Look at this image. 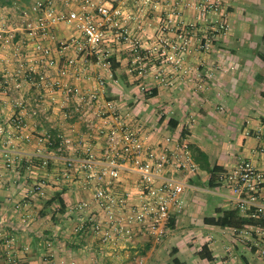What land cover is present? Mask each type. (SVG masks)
<instances>
[{"label": "crops", "instance_id": "crops-1", "mask_svg": "<svg viewBox=\"0 0 264 264\" xmlns=\"http://www.w3.org/2000/svg\"><path fill=\"white\" fill-rule=\"evenodd\" d=\"M34 1L0 3V31L8 37L0 39V234L31 242L49 237L48 247L40 252L32 247L21 264H264L256 248L233 232L257 221L224 197L217 201L210 196L217 195L212 192L217 172L242 160L264 164V0H119L111 20L100 21L110 65L84 64L82 56L60 52L62 45L81 41L82 34L73 24L59 23L46 44L60 64L75 57L87 67L66 77L57 67L28 58L31 36L22 28L21 11ZM216 1L218 5L212 4ZM207 3L212 6L208 10ZM55 8L81 11L83 4L57 2ZM202 32L213 35L204 40ZM121 34H129L139 53L131 51V42ZM22 42L27 51L17 57L14 46ZM206 42L211 49L201 51ZM21 61L43 72L46 82L100 90L106 99L118 101L123 117L133 125L143 123L154 133L171 134L189 145L199 170L183 177V210L174 215L167 234L157 240L136 231L130 242L113 246H103L91 235L92 216L77 206L94 202L92 190L81 188L78 174L66 179L62 161L84 156L81 142L91 131L80 120L73 99L60 86L41 82L39 75L36 84L28 82ZM37 102L46 115L33 118L29 108ZM19 103L29 123V141L16 138L13 118L21 110ZM44 131L52 137L53 148L37 144ZM65 139L71 142L58 153ZM93 145L99 155L103 141L95 139ZM39 150L56 157L46 170L34 158ZM137 181V174L124 172L117 190L136 197ZM39 183L45 185L44 197L35 191ZM45 253L48 261L41 258Z\"/></svg>", "mask_w": 264, "mask_h": 264}, {"label": "built area", "instance_id": "built-area-1", "mask_svg": "<svg viewBox=\"0 0 264 264\" xmlns=\"http://www.w3.org/2000/svg\"><path fill=\"white\" fill-rule=\"evenodd\" d=\"M83 4L81 11H57L55 4ZM119 0H35L30 6L22 8L24 19L22 28L31 36L32 44L28 58L41 60L48 67H57L61 77L75 76L86 69L78 63L77 58L68 57L60 64L53 49L46 44L53 37L57 24H73L82 34L81 41H71L62 45V53L72 51L76 56L84 58V64L96 61L110 65V51L103 48L106 37L102 30L101 20H111L115 3ZM212 7V6H211ZM117 14L118 11H115ZM0 31V39L8 41ZM14 37V35H11ZM131 42V51L139 53V46L130 40L129 34H121ZM25 42L14 46V54L20 57L26 50ZM210 43L201 44L200 48L209 49ZM23 74L28 82L36 84L35 75L50 88L60 86L61 91L73 99L75 111L80 120L90 129L91 134L83 139L84 156L80 159L65 157L64 177L70 178L78 174V182L82 189L92 190L94 202L83 201L77 206L80 212H89L92 216L90 228L93 235L103 246H113L130 242L136 231L150 234L157 240L167 234L174 215L183 210V195L186 183L183 177L197 174L199 168L192 157L188 144L175 140L171 134L158 130L155 133L144 124L133 125L127 121L117 100L106 99L100 90L85 91L76 85L61 86L59 82H46L45 74L35 68H26L21 61ZM144 67H139L143 73ZM100 86L104 80H98ZM18 89L23 83L18 81ZM21 105V106H20ZM20 112L14 116L16 138L30 139L29 123L19 103ZM45 113L37 102L29 108V114L37 118ZM46 115V113H45ZM2 130L0 129V132ZM94 132V133H92ZM162 135V136H160ZM160 136V137H159ZM102 140L103 148L98 155L94 150L93 140ZM65 139L56 150L63 153ZM37 144L41 147L53 148L55 143L49 132L44 131L37 136ZM264 153V150H263ZM38 167L49 168L56 158L52 153L37 152L34 156ZM137 174V196L129 192L120 193L116 185L121 182L122 174ZM44 183L36 185L35 191L44 197ZM264 164L258 167L248 160L239 161L234 167L219 171L214 177L212 192L229 200L242 215L255 219L257 223L235 227L233 232L256 248L264 260ZM2 236L3 251L6 261L2 264H21L19 253L27 252L29 246L18 240L16 235Z\"/></svg>", "mask_w": 264, "mask_h": 264}, {"label": "rangeland", "instance_id": "rangeland-1", "mask_svg": "<svg viewBox=\"0 0 264 264\" xmlns=\"http://www.w3.org/2000/svg\"><path fill=\"white\" fill-rule=\"evenodd\" d=\"M0 3H4V1L3 2H0ZM212 4H217V1L216 2H214V3H212ZM218 5V4H217ZM204 6H205V8H206V10H208V8L211 6V3H207V4H204ZM204 15H206V16H204ZM202 17H203V19L206 21V23L207 22H210L211 21V19L210 18H208V14H204ZM8 17H12V15H8ZM212 17H214V15H212ZM222 18V17H221ZM3 18L1 17L0 18V21H3L2 20ZM6 19V18H5ZM4 19V20H5ZM15 19H13L12 20V22H15L14 21ZM224 26H226V25H224L223 24V27ZM219 29L220 30H222V28L221 27H219ZM216 31H214V33H215ZM205 35V37L203 36V35ZM207 32H202L201 33V36H203V37H201L202 39H204V40H206V39H208V38H210L213 34H211L210 35V37H208L207 36ZM217 34H218V32H217ZM213 38V37H212ZM10 39V38H9ZM201 49V51H204V52H207V51H209L210 49H211V47L209 48V49H207V48H200ZM211 196V200H213V199H216L217 201L218 200H220V201H223V198L222 197H219V195H210ZM226 199V198H225ZM228 200V199H227ZM89 229H90V231H92L91 230V228H90V225H89ZM4 235H12V234H3V236ZM14 235V234H13ZM93 237H95L93 234H91ZM2 236L0 237V249L1 250H3L2 248V246H3V244H5V243H3L2 244ZM41 238V240H38V241H32L31 242V240H29L28 241V239H21L20 237H18V240L19 241H21L22 243H25V244H27V246H29V250H27V252H30V250L32 249V247L34 248L35 247V249H36V251L37 252H40V251H42L45 247H48L49 246V244L46 242V240H48L49 241V237H43V236H41L40 237ZM39 238V239H40ZM43 238V239H42ZM96 238V237H95ZM97 239V238H96ZM43 240V241H42ZM98 240V239H97ZM47 249V248H46ZM0 250V264H2V263H4L5 261H6V255L4 254V252L3 251H1ZM27 253L26 252H22V253H19V257L21 258V257H23L24 255H26ZM135 257H137V255H135ZM135 257H132V256H129V260H131V259H133V258H135ZM41 258L43 259V261L45 260V261H48V256H47V254L45 253L43 256H41Z\"/></svg>", "mask_w": 264, "mask_h": 264}, {"label": "trees", "instance_id": "trees-1", "mask_svg": "<svg viewBox=\"0 0 264 264\" xmlns=\"http://www.w3.org/2000/svg\"><path fill=\"white\" fill-rule=\"evenodd\" d=\"M4 0H0V2H3ZM262 58H263V60H264V56H262ZM59 200V202H60V204L61 205H63V202L60 200V199H58Z\"/></svg>", "mask_w": 264, "mask_h": 264}]
</instances>
